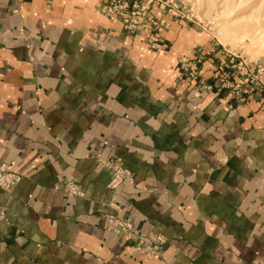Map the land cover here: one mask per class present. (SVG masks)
Listing matches in <instances>:
<instances>
[{
  "label": "crops",
  "instance_id": "crops-1",
  "mask_svg": "<svg viewBox=\"0 0 264 264\" xmlns=\"http://www.w3.org/2000/svg\"><path fill=\"white\" fill-rule=\"evenodd\" d=\"M94 2L0 0V162L21 175L0 189V264H264V97L175 81L180 57L209 80L216 56L173 25L163 52L117 24L96 46ZM114 156L132 177L111 190L95 161ZM118 209L166 237L161 258L107 229Z\"/></svg>",
  "mask_w": 264,
  "mask_h": 264
},
{
  "label": "rangeland",
  "instance_id": "rangeland-1",
  "mask_svg": "<svg viewBox=\"0 0 264 264\" xmlns=\"http://www.w3.org/2000/svg\"><path fill=\"white\" fill-rule=\"evenodd\" d=\"M93 6L95 12L109 22L99 32L100 39L98 38L99 41L95 43L96 46H101L105 39L113 37L114 25L117 24L125 35L140 37L147 49L163 52L169 46L165 34L173 25L184 31L181 35L205 37V42L211 45L210 48L205 49L204 42L194 45L192 49L202 52L203 56H208L210 53L216 56L214 58L216 63L209 80L200 75L202 56L192 59L180 57L175 64V81L181 82L185 79L184 76L179 78L178 71L180 64L187 59L198 65L197 79L195 82L191 80L195 88L200 85L208 87L200 88V91L229 90L231 98L236 103H246L253 96L264 97V0H95ZM216 67L221 69L215 72ZM234 88L240 89V92L250 90V99L245 96L244 99L243 97L237 99L232 93ZM103 161H107L105 165L101 164ZM0 165L9 166L18 173L12 163L0 162ZM95 166L102 167L108 172L106 187L113 173L122 174L116 187H108L111 190L117 189L132 177L131 170L121 158L116 156L98 157ZM68 180L77 183L73 178L68 177L58 182L55 188L69 193L65 188ZM117 212L115 210V213L107 214L118 216ZM131 226L133 227L132 223ZM151 233L164 239L157 250V256L139 253L146 257L161 258L160 250L166 243V237L160 233Z\"/></svg>",
  "mask_w": 264,
  "mask_h": 264
},
{
  "label": "built area",
  "instance_id": "built-area-1",
  "mask_svg": "<svg viewBox=\"0 0 264 264\" xmlns=\"http://www.w3.org/2000/svg\"><path fill=\"white\" fill-rule=\"evenodd\" d=\"M228 56L231 57V55H228ZM197 66L198 65L196 63L191 62L186 59L179 66V71H178L179 78L184 76L185 78L195 82L199 74V70ZM219 69L221 68L216 67L215 72H218ZM200 88L207 89L208 87L205 85H200L198 89ZM232 93L237 99L243 96H245L247 99H250L251 97L250 90L247 92H240V89L238 90L234 88V91ZM106 162L103 161L101 162V164L105 165ZM99 163L98 165H100ZM121 177H122V174L118 172L113 173V176L110 178V182L107 183V186L116 187L119 184ZM20 179H21V176L18 173L14 172L12 168L10 169L9 166L0 165V187L1 188L5 190H11L20 181ZM65 186H66L65 187L66 190L71 194L79 195V196L83 194L80 186L74 181L68 180L65 183ZM117 211H120V209H118ZM104 221L106 222L108 230L114 233H122L126 237V239H128L129 241L133 243L132 245L134 249L140 253H143L146 255L157 256V250L159 246L164 242V239L161 236H158L157 234H154L151 232L147 234H142L139 230L134 229L131 226L130 220L128 218L119 217L116 214H106L104 215Z\"/></svg>",
  "mask_w": 264,
  "mask_h": 264
}]
</instances>
